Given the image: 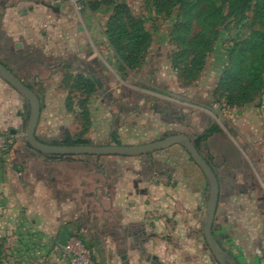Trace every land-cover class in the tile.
<instances>
[{"label":"rangeland","instance_id":"rangeland-1","mask_svg":"<svg viewBox=\"0 0 264 264\" xmlns=\"http://www.w3.org/2000/svg\"><path fill=\"white\" fill-rule=\"evenodd\" d=\"M40 1L51 4L50 0ZM126 3L133 16L142 20L151 38L143 64L137 70L119 71L117 59L106 44L102 27L109 14L108 5L88 12L81 7L76 11L64 2L59 4L65 5L66 14L80 28L82 45L77 51L80 58L75 59L74 54H63L64 58L56 61L53 53L57 50L52 47L38 61L16 65V72L31 75L25 77V81H35L34 91L42 93V116L36 128L38 137L54 142L85 135L90 143L107 144L115 143L111 138L114 133L119 143L137 144L175 132H187L191 137H198L208 125L215 126L216 130L210 135L215 134L216 140L210 142L208 148L206 140L200 141L199 149L220 177L222 194L228 190H250L256 176L264 178V84L250 104L230 107L223 102V92L217 89V80L227 62L225 48L228 39L243 38L258 26L257 20L250 12H246L243 18L238 17V21L236 14H230L226 18L230 37L218 39L213 49L205 55L201 68L192 71L188 62L195 51L180 45L177 40L183 29L178 25L182 20V10L176 5L153 13L148 0H126ZM73 72L92 76L101 84L88 99L90 113L87 124L79 105L83 96L68 78ZM244 111L258 115L260 136L257 137L254 130L247 128L248 124L242 117ZM24 128L25 121L23 133ZM221 134L226 137L229 158L237 165L227 163L225 142L219 138ZM42 155L28 154L24 168L29 174L39 173L41 176L55 173L54 179L46 181L48 186H56L57 182L67 185L74 174L78 179L85 180L86 188H90L93 177L99 175L100 169H106L105 158H97L98 162L93 163V158H89L93 156L87 155L71 156L68 158L70 160H48L43 159ZM151 155V159L160 161L162 165L168 163L165 162L166 158L189 157L177 145ZM156 163L152 162L151 165L156 167ZM260 195H263L261 200L256 197L238 198L235 209L230 208V213L227 209L223 245L244 264H261V260L264 261V192ZM4 201L5 196L0 192L3 261L5 264H24L16 250L15 233L10 230L13 223L7 225L12 222L11 216L8 217L11 212L7 215V209L15 206L19 209L21 205L11 199L7 203ZM228 203L233 207L230 201ZM234 210L236 215L233 214ZM221 220L222 214L217 216L216 224ZM234 220L238 226L236 235L228 225ZM91 248L95 250L93 262L96 264V247ZM116 258H119L118 252Z\"/></svg>","mask_w":264,"mask_h":264},{"label":"crops","instance_id":"crops-1","mask_svg":"<svg viewBox=\"0 0 264 264\" xmlns=\"http://www.w3.org/2000/svg\"><path fill=\"white\" fill-rule=\"evenodd\" d=\"M64 6L49 5L40 0H0V61L32 89L35 81L26 82L24 78L31 75L18 74L16 65L38 61L52 47L57 50L53 53L56 61L64 58L63 54L80 58L77 52L82 45L80 28L66 14ZM84 60L87 62L86 58ZM72 68L76 69L75 66ZM41 109L36 128L41 120ZM242 114L247 128L260 136L258 115L248 111ZM25 115L26 103L21 95L0 78V133H7L13 141L11 150L0 156V192L5 196L4 203L11 199L21 205L19 209L17 206L7 209L12 220L8 226L13 223L21 234L38 231L50 240L83 236L88 244L96 247V264H151V256H155L157 264H217L202 233L207 182L189 157L166 158L168 163L162 165L151 159L153 153L93 156L89 157L93 158L91 162L105 158L106 165L105 171L100 169L99 175L93 177V186L86 188L85 180L74 174L67 185L57 182L56 186H48L46 181L54 179L55 173L42 177L39 173L29 174L24 168L28 154L38 155L23 141ZM35 133L40 139L37 130ZM219 138L225 142L227 163L237 165L229 158L226 137L221 134ZM215 140V134L210 135L206 139V148ZM68 158L71 156L64 160H70ZM152 162H157V166H152ZM215 173L219 198L212 233L226 250L222 237L227 209L229 213L230 208L235 209L238 198L261 200L264 178L256 176L250 190L235 189L222 194L220 177ZM233 212L236 215L237 212ZM221 214L222 220L216 224V218ZM228 225L236 235V220ZM226 251L244 264L238 256ZM117 252L119 258H116ZM261 264H264L263 260Z\"/></svg>","mask_w":264,"mask_h":264},{"label":"trees","instance_id":"trees-1","mask_svg":"<svg viewBox=\"0 0 264 264\" xmlns=\"http://www.w3.org/2000/svg\"><path fill=\"white\" fill-rule=\"evenodd\" d=\"M151 11H158L169 6H178L182 10L181 21L183 27L178 41L195 51L188 64L193 71L202 66L205 55L213 49L214 43L223 37H230L226 29L227 17L236 14L245 17L246 12L252 13L257 20V27H253L241 39L230 38L226 45L227 62L218 80L217 89L223 92L224 103L230 107H240L250 104L255 94L264 84V0H148ZM108 5L109 14L103 23L102 34L106 44L112 49L118 62L119 71L137 70L143 64L145 53L150 45V33L144 27L142 20L135 18L126 0H84L82 9L94 12L101 5ZM176 67V64L174 63ZM177 68V67H176ZM189 69V73H190ZM72 86L83 96L79 100L81 115L89 122V97L100 87L98 79L83 73L68 75ZM25 121V118H24ZM215 126H209L195 140L199 149V142L205 141ZM115 143H119L116 135L111 134ZM77 143H89L86 138L77 136ZM47 142V141H45ZM51 143H67L68 138ZM200 150V149H199ZM47 158L62 159L68 156H47ZM207 160V159H206ZM208 163L211 165L209 160ZM212 167V165H211ZM64 232H66L64 230ZM83 244L91 247L83 236H79ZM64 239H52L64 243ZM3 240L0 239V264L3 261ZM27 249L32 246L25 244ZM16 250H20L18 244ZM22 262L23 260L20 259Z\"/></svg>","mask_w":264,"mask_h":264},{"label":"water","instance_id":"water-1","mask_svg":"<svg viewBox=\"0 0 264 264\" xmlns=\"http://www.w3.org/2000/svg\"><path fill=\"white\" fill-rule=\"evenodd\" d=\"M57 9V7H54ZM0 78L18 92L26 103L24 142L33 152L47 156H139L167 149L173 145L182 147L191 161L203 174L207 182V196L202 222L204 241L217 264H240L234 256L228 253L217 241L212 233L217 202L219 198V183L216 174L195 145L196 136L191 137L185 132H175L163 137L137 144L123 143H77L68 139L67 143L45 142L37 138L36 126L42 107V94H38L29 85L24 83L10 68L0 61ZM151 264H157L155 256H151Z\"/></svg>","mask_w":264,"mask_h":264},{"label":"built area","instance_id":"built-area-1","mask_svg":"<svg viewBox=\"0 0 264 264\" xmlns=\"http://www.w3.org/2000/svg\"><path fill=\"white\" fill-rule=\"evenodd\" d=\"M82 1L84 0H50L53 5L64 2L76 11L78 7L82 9ZM12 143V138L7 133H0V156L11 150ZM10 230L14 231L15 242L20 245L18 253L24 264H95V250L85 246L77 236L69 237L61 243L42 236L38 231L21 234L16 227H11ZM25 244L32 247L27 249Z\"/></svg>","mask_w":264,"mask_h":264}]
</instances>
